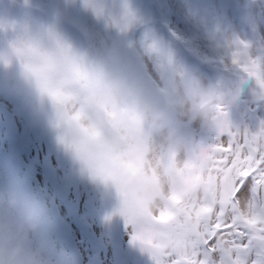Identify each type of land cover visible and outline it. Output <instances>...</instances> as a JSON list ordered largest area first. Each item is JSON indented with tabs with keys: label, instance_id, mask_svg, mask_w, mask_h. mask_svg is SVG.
<instances>
[{
	"label": "clouds",
	"instance_id": "obj_1",
	"mask_svg": "<svg viewBox=\"0 0 264 264\" xmlns=\"http://www.w3.org/2000/svg\"><path fill=\"white\" fill-rule=\"evenodd\" d=\"M177 4L186 31L165 35L143 0H0V91L53 137L149 264H264V174L221 159L231 143L264 158V50L249 39L264 0ZM181 49L235 79L194 71ZM246 90L261 113L241 137ZM44 211L0 182V264H59Z\"/></svg>",
	"mask_w": 264,
	"mask_h": 264
},
{
	"label": "rangeland",
	"instance_id": "obj_2",
	"mask_svg": "<svg viewBox=\"0 0 264 264\" xmlns=\"http://www.w3.org/2000/svg\"><path fill=\"white\" fill-rule=\"evenodd\" d=\"M217 2L224 6V0H207L210 6ZM143 6L165 35L169 29L177 34L186 31L177 0H143ZM71 15L77 14L73 12ZM229 15L232 24L238 28L235 11L230 10ZM82 19L90 23L87 18ZM66 27L75 32L71 23ZM249 39L257 52L264 50V24L253 31ZM181 52L194 71L211 77L235 79L226 67L206 62L183 49ZM245 99L244 113L236 116L241 137L245 126H253L255 116L261 113L260 102L253 99L251 92L246 90ZM2 153L11 156L21 171H27L36 195L43 202L42 227L48 240L51 239L57 249L64 247L61 249L64 257L60 260L63 264H76L75 247L79 264H149L147 257L133 246L130 228L119 219L109 222L106 215L108 204L98 190L75 171L51 135L33 126L27 110L8 91H0V158ZM0 172L3 175L0 182L9 183L1 164ZM56 220L62 221L65 233L56 229ZM220 258L224 259L223 254Z\"/></svg>",
	"mask_w": 264,
	"mask_h": 264
},
{
	"label": "snow or ice",
	"instance_id": "obj_3",
	"mask_svg": "<svg viewBox=\"0 0 264 264\" xmlns=\"http://www.w3.org/2000/svg\"><path fill=\"white\" fill-rule=\"evenodd\" d=\"M246 147L247 145L241 147L237 143H231V146L225 144L223 146L224 150L221 153V159L228 165L237 166L245 176L257 165H259L257 170L264 174V158L257 157L254 159L251 155H247L245 153ZM215 238V236L212 237L213 240Z\"/></svg>",
	"mask_w": 264,
	"mask_h": 264
},
{
	"label": "bare ground",
	"instance_id": "obj_4",
	"mask_svg": "<svg viewBox=\"0 0 264 264\" xmlns=\"http://www.w3.org/2000/svg\"><path fill=\"white\" fill-rule=\"evenodd\" d=\"M5 158V164H6V166H7V169L9 168L11 171H13V174H11L12 176H17V171H16V169H15V166H14V164L12 163V160L8 157H4ZM0 176H1V178L3 177V175L1 174V172H0ZM21 177H23V178H25V179H27V181H30L29 180V178L28 177H26V176H21ZM12 178V177H11ZM10 184H12L11 183V181L9 182ZM19 183H21V182H19ZM27 189V188H26ZM30 186L28 187V190L27 191H30ZM24 194H26L27 195V193H25V192H23ZM50 240V239H49ZM58 252H59V250H58Z\"/></svg>",
	"mask_w": 264,
	"mask_h": 264
}]
</instances>
